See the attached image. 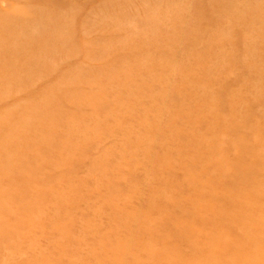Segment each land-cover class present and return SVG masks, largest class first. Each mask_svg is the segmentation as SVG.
Listing matches in <instances>:
<instances>
[{
  "label": "rangeland",
  "instance_id": "1",
  "mask_svg": "<svg viewBox=\"0 0 264 264\" xmlns=\"http://www.w3.org/2000/svg\"><path fill=\"white\" fill-rule=\"evenodd\" d=\"M0 264H264V0H0Z\"/></svg>",
  "mask_w": 264,
  "mask_h": 264
}]
</instances>
